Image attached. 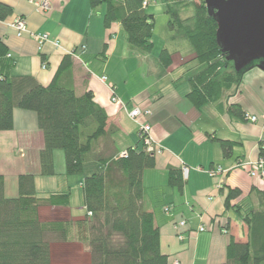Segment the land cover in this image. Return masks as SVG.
I'll return each mask as SVG.
<instances>
[{
  "label": "crops",
  "instance_id": "1",
  "mask_svg": "<svg viewBox=\"0 0 264 264\" xmlns=\"http://www.w3.org/2000/svg\"><path fill=\"white\" fill-rule=\"evenodd\" d=\"M0 1L14 9L13 15L0 21V40L7 48L0 58V73L31 75L48 85L64 56L71 54L75 90L79 95L88 89L94 92L96 102L109 115L108 127L114 128L111 138L119 153L141 141L140 128L128 111L134 106L150 110L144 119L162 150L155 154L154 167L144 171L143 184L146 208L154 213L161 232L162 250L170 261L180 264L225 262L231 239L246 241L248 234L238 213L225 206L228 189L240 188L242 195L235 201H251L257 207L258 197L252 190L264 191V179L239 166L264 157V70H248L241 83L223 93L219 101L197 108L187 98L190 85L185 57L176 59L172 53L173 63L164 68L158 53L152 50L143 55L134 50L120 23L105 27L104 6L93 8L89 0H48L50 9L44 10L37 5L41 0ZM17 16L26 18L30 31L47 33L50 41L40 48L30 34L18 36L8 26ZM56 40L61 46L53 44ZM7 61L13 63L12 68ZM102 76H107L114 93ZM114 95L126 103V109L112 101ZM233 104H239L244 116L230 110ZM220 139L233 142L231 156L225 157ZM43 145L38 114L15 109L13 129L0 131V174L5 177L8 197L18 195V178L25 173L36 175L41 195L72 191V175L62 169L61 150L54 152L56 174L40 175ZM183 165L190 171L179 189L169 183V173ZM214 165L225 171L211 176ZM78 177L81 189L83 177ZM67 208L73 218L86 216L85 206L79 207V213L71 202ZM182 220L187 221L184 227L179 226ZM201 225L206 228L203 232L199 231Z\"/></svg>",
  "mask_w": 264,
  "mask_h": 264
},
{
  "label": "trees",
  "instance_id": "2",
  "mask_svg": "<svg viewBox=\"0 0 264 264\" xmlns=\"http://www.w3.org/2000/svg\"><path fill=\"white\" fill-rule=\"evenodd\" d=\"M89 1L93 8L105 7V27L120 23L134 50L143 55L152 52L155 18L147 12L150 3L145 5L144 0ZM165 1L170 28L177 21L178 29L194 51L191 60L197 64L187 77L190 85L187 98L195 107L219 101L223 93L241 83L248 70L258 67L260 60L239 72L235 70L218 44L217 21L203 0L196 5L194 15L186 19L171 6L170 0ZM13 13L12 6L0 1V21ZM6 53V45L0 40V58ZM172 55L167 48L160 51L158 60L164 68L173 63ZM72 63V55H65L48 85L31 75L14 76L2 71L0 131L13 129L15 109L35 111L44 138L39 153V173L55 175L54 152L63 151L65 174L83 177L86 216L75 224L44 221L39 209L69 206L71 192L41 195L37 191L36 175L25 173L18 178V195L8 197L5 177L0 174V264H52L51 242L67 241L74 228L88 245L90 264H172L162 250L161 232L154 213L145 205L143 174L154 167L155 155L146 152L144 144H140L142 140L137 147L128 148L126 156L117 152L111 138L114 128L108 127L107 111L96 102L92 90L77 94ZM6 64L13 67L12 62ZM230 110L244 116L239 104L231 105ZM220 143L225 157L231 156L233 142L220 139ZM169 183L182 189L181 169H170ZM252 191L258 197V207L251 201H235L242 195L240 188L228 189L225 206L238 213L248 234L246 241L231 239L227 260L220 264H264V191L255 188Z\"/></svg>",
  "mask_w": 264,
  "mask_h": 264
},
{
  "label": "rangeland",
  "instance_id": "3",
  "mask_svg": "<svg viewBox=\"0 0 264 264\" xmlns=\"http://www.w3.org/2000/svg\"><path fill=\"white\" fill-rule=\"evenodd\" d=\"M201 1L202 0H170L169 3L175 9L179 10L180 16L183 19H186L194 15L196 5L201 3ZM166 5L167 3L165 0H150V5L147 9V12L152 14L155 18V26L153 30V51L154 54L158 53L159 55L162 49L167 48L170 52L174 53L176 59H182L185 57L183 65L185 66V71L189 74L191 73V70L194 71V65L197 64L196 61H193L194 63H192L191 60L194 56V51L184 33L178 29L179 25L177 21L172 23L175 24V26L173 25L172 28H170V15L166 12ZM62 165V169L65 171L64 152ZM78 176L81 175L74 174L71 177L72 191H70V202L71 206L74 209H77V212L79 213V210H81L79 207L84 206V198L83 190L82 188L80 189V184L77 183L78 178H80ZM58 210L59 212H57ZM39 216L42 220L47 222L71 221V223L74 224L77 222L80 223L84 218H73L66 206L42 207L39 209ZM51 248L52 264H90L88 245L85 241H83L80 233L77 234V230L75 228L71 232L67 241H52ZM174 261L175 260H173L172 263Z\"/></svg>",
  "mask_w": 264,
  "mask_h": 264
},
{
  "label": "water",
  "instance_id": "4",
  "mask_svg": "<svg viewBox=\"0 0 264 264\" xmlns=\"http://www.w3.org/2000/svg\"><path fill=\"white\" fill-rule=\"evenodd\" d=\"M217 21V41L236 71L256 60L264 70V0H204Z\"/></svg>",
  "mask_w": 264,
  "mask_h": 264
},
{
  "label": "built area",
  "instance_id": "5",
  "mask_svg": "<svg viewBox=\"0 0 264 264\" xmlns=\"http://www.w3.org/2000/svg\"><path fill=\"white\" fill-rule=\"evenodd\" d=\"M149 3H150V0H144L145 5H148ZM37 5L44 10L50 9V3L48 0H41V1L37 2ZM8 26L13 28L17 32L18 36H23L25 34H30L31 36H33L37 40V42L39 43L40 48H42V46L45 43L50 41L49 35L47 33H36V32L30 31L29 27H28L27 20L23 16H17L11 23L8 24ZM53 44L57 47L61 46L60 42L58 40L54 41ZM9 56H11V54H9ZM44 65L46 66V64H44ZM107 79H108L107 76L101 77V80L103 82L107 83L110 90L113 91V93H114V86L112 84H110L107 81ZM112 101L119 103L123 108L126 109V103L123 102L118 96L114 95L112 97ZM150 113H151L150 110H143L139 106H134L132 109H130L128 111V115L130 116V118L133 121H135L136 124L140 128L141 140H142V143L144 144L146 152L155 155V154L161 152L162 146L157 142V140L153 136L151 124L147 120L144 119L146 116H149ZM250 119L253 122L257 121L256 116H251ZM120 155L126 156L127 150L122 151L120 153ZM239 166L248 167L250 170L249 172H250L251 176H261L264 179V157H260L257 160L240 162ZM181 170H182L183 179H187V177L189 175L190 168L186 165H183ZM223 171H225V170L220 165H214L213 168H211L209 170L211 176H216L217 174H219ZM89 215L91 216L92 213H89ZM186 223H187L186 220H182L179 222V226L184 227L186 225ZM205 230H206V228L204 225H201L199 227L200 232H203ZM223 232L227 233L228 231L226 229H224ZM179 238L183 239L184 237L182 234H179ZM172 264H180V262L178 260H175Z\"/></svg>",
  "mask_w": 264,
  "mask_h": 264
}]
</instances>
